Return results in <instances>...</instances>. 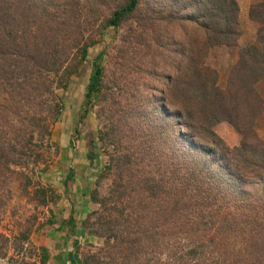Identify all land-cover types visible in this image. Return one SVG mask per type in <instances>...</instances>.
I'll return each instance as SVG.
<instances>
[{
	"label": "trees",
	"instance_id": "1",
	"mask_svg": "<svg viewBox=\"0 0 264 264\" xmlns=\"http://www.w3.org/2000/svg\"><path fill=\"white\" fill-rule=\"evenodd\" d=\"M103 1L0 0V220L15 207V180L21 183L24 203L43 207L51 216L32 231L33 217L22 219L25 226L21 224L16 234L0 227L1 257L7 253L1 249L9 244L13 251L27 245L32 253H41L40 262L45 263L46 250L31 244L29 235L56 223L49 205L58 195L39 178L48 170L49 150L57 152L51 127L63 109L58 91L67 88L103 24L116 27L141 13L147 25L140 22L125 43H133L135 52L143 31L157 37L159 57L170 69L164 76L161 111L148 114L145 99V112L138 115L143 119L142 136L145 123L153 126L150 135L132 144L136 147L117 163L115 173L124 175L123 181L113 182L100 199L95 189L91 191L90 199L99 209L83 224L91 234L103 237L104 244L81 264H142L144 252L160 253L153 264H264V139L255 129L264 108L258 90L264 75V0L248 10L258 23L255 40L248 46L239 43L236 0H110L111 5L99 11ZM164 20L179 27L177 38L161 33ZM167 35L172 39L168 55L161 48ZM219 46L237 48L224 87L207 60ZM130 47L123 56L131 55ZM99 58L100 54L95 60ZM136 63L133 59L131 69ZM101 73L95 61L86 103L92 93L100 92ZM114 105L107 107L111 117ZM169 105L185 134L180 165L171 161L170 147L164 144ZM220 122L239 134L237 145H225L216 134L213 128ZM137 162L146 171L129 176ZM72 173H67L65 183ZM133 190L135 196L130 195ZM67 221L74 227L72 214ZM177 232L187 237L177 239ZM235 241L239 242L232 252ZM77 244L73 241L74 249Z\"/></svg>",
	"mask_w": 264,
	"mask_h": 264
},
{
	"label": "rangeland",
	"instance_id": "2",
	"mask_svg": "<svg viewBox=\"0 0 264 264\" xmlns=\"http://www.w3.org/2000/svg\"><path fill=\"white\" fill-rule=\"evenodd\" d=\"M111 1H103L99 11L100 9L106 10L111 5ZM236 1L239 4L238 27L241 31L239 43L242 46H248L254 42L258 30V23L250 19L248 10L260 0ZM140 22L147 25L143 15L136 13L124 19L116 27L103 24L101 33L94 37L95 44L89 48L82 65L69 78L67 88L58 91L63 109L51 127L52 140L57 145V152L54 154L53 148L49 150L48 170L41 172L39 178L43 185L50 186L58 195V200L49 205L55 215L56 223L42 225L39 228V233L43 234V237L50 235L56 248L60 247L57 245V241L59 236L63 235V253H66L68 245L72 246L71 240L76 237L78 244L74 250L81 260L104 244L103 237L97 236L95 240H92L85 235L88 229L83 224L84 219L99 209L98 203L90 199L91 191L95 189L97 197L100 199L108 195L111 187L114 186L113 182L123 181L124 175L115 173L117 163L127 152L136 147L134 145L139 144L140 141L143 142L145 135H150L153 127L145 123L142 136L143 119L138 113L139 111L145 112L143 110L145 99L149 100L148 104H145L148 108L146 111H149L148 114L151 111L154 115H158L161 111L159 106L161 91L166 86L164 76L170 69L163 65L162 62L166 61L159 57L160 48L157 46V37L150 38L149 31L145 29L148 32H142L140 40L134 48L135 52H131L133 48L130 45H134L133 43L130 45L125 43L126 37H130L135 29H139ZM169 22L164 20L160 29L161 33L171 34L172 39L173 37L177 38L179 27L172 26L173 24H169ZM165 23L169 24L166 29H164ZM169 35L165 37L161 47L165 54H167V49L172 41ZM127 46L130 47L128 50L131 52L129 57L123 56ZM153 52L156 54L155 56ZM98 54H100V58L95 60ZM133 59L137 63L131 69L130 63ZM236 59V47L219 46L210 51L207 60L218 71V84L221 87L225 86L228 70ZM95 61L102 72L101 90L98 93H92L91 102L86 103V88ZM258 90L264 97V76L258 83ZM111 102L115 103L114 117L108 114L107 107ZM168 109L164 144L166 147H170L167 155L171 161L180 165L183 151L180 145L181 139H183L182 135L185 134L181 132L175 109L170 105ZM112 110L113 108H111V112ZM213 129L225 145L231 147L239 143V134L227 122H220ZM255 129L257 134L264 139V108L262 114L255 121ZM200 156L205 158L204 155ZM70 170L73 171L72 176L65 183L66 175ZM144 171H146L145 165L142 162H137L131 166L127 173L131 176ZM133 184L135 185L134 182ZM20 185L19 180H15L12 184L14 194L12 206L15 207L7 209L8 216L4 217L2 221L0 220V227L11 226L12 223L10 225L8 222L11 218L14 219L18 227L21 224L25 226L22 219L33 217L29 221L32 231L38 226L39 221L51 216L43 207L34 206L31 202L25 204ZM130 195L135 196L134 190ZM130 199L134 202L133 207H138L135 206L136 200ZM22 203L24 204L22 205ZM10 213H13L14 217H10ZM71 214L75 222L74 232H71L72 229L67 221ZM37 217L38 219H36ZM176 235L177 239L187 237L179 232ZM173 237L175 236L172 234ZM165 238L168 239L167 236ZM65 240L67 241L66 246ZM238 242L235 241L233 246ZM4 251L7 253H4L5 257L0 255V264H31L35 259L31 246H23L19 250L13 251L9 244L5 250L1 249V252ZM235 251L234 246L232 252ZM159 254L144 252L142 264L155 263Z\"/></svg>",
	"mask_w": 264,
	"mask_h": 264
},
{
	"label": "crops",
	"instance_id": "3",
	"mask_svg": "<svg viewBox=\"0 0 264 264\" xmlns=\"http://www.w3.org/2000/svg\"><path fill=\"white\" fill-rule=\"evenodd\" d=\"M264 76V75H263ZM74 218V217H73ZM9 224L12 225L11 226H5V228L9 229L12 231V234H16V231L20 230L21 226L18 227L17 224H15L14 219H9ZM55 224V223H54ZM70 228L72 229L71 232L74 230L73 227L70 226ZM65 229V228H64ZM74 232V231H73ZM32 233H37V234H32ZM43 234L39 233V230H37L36 232H31L29 235V241L31 242V244H33L36 247H43L47 253L46 256V261L45 263L40 262V255L41 253H36L35 254V259L34 262L31 264H81V259L79 257V255L77 253H74V248H73V241H75L76 237H73L74 239L71 240V245L67 247V251L66 253H63V235L59 236L60 238L58 239V243L57 245H59L60 247H57L52 243V237H50V235H45V237L42 236ZM89 237V239L95 240L97 238V236L89 233L87 231V234H85ZM42 236V237H40ZM67 244V241L65 240V246ZM43 254V253H42Z\"/></svg>",
	"mask_w": 264,
	"mask_h": 264
},
{
	"label": "built area",
	"instance_id": "4",
	"mask_svg": "<svg viewBox=\"0 0 264 264\" xmlns=\"http://www.w3.org/2000/svg\"><path fill=\"white\" fill-rule=\"evenodd\" d=\"M24 246H26L27 247V245H24ZM37 251V250H36ZM34 254H36V253H34Z\"/></svg>",
	"mask_w": 264,
	"mask_h": 264
}]
</instances>
